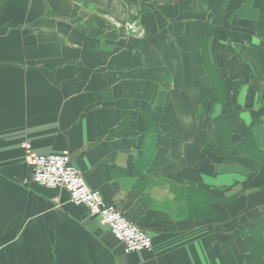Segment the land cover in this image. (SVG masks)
<instances>
[{"label":"crops","instance_id":"crops-1","mask_svg":"<svg viewBox=\"0 0 264 264\" xmlns=\"http://www.w3.org/2000/svg\"><path fill=\"white\" fill-rule=\"evenodd\" d=\"M258 117L264 0H0V264H264V163L228 153ZM37 154L153 248L35 182Z\"/></svg>","mask_w":264,"mask_h":264},{"label":"built area","instance_id":"built-area-1","mask_svg":"<svg viewBox=\"0 0 264 264\" xmlns=\"http://www.w3.org/2000/svg\"><path fill=\"white\" fill-rule=\"evenodd\" d=\"M133 34L143 33L136 23L128 26ZM33 179L47 188H62L70 201L87 209L89 215L109 228L126 253L151 250L153 238L143 227L130 221L99 190L91 188L69 154H37L32 159Z\"/></svg>","mask_w":264,"mask_h":264},{"label":"trees","instance_id":"trees-1","mask_svg":"<svg viewBox=\"0 0 264 264\" xmlns=\"http://www.w3.org/2000/svg\"><path fill=\"white\" fill-rule=\"evenodd\" d=\"M264 131V118L258 117L252 122L248 131L240 140L231 146L228 153L242 156H249L255 162L264 163V143L262 140V132ZM224 133V132H223Z\"/></svg>","mask_w":264,"mask_h":264},{"label":"rangeland","instance_id":"rangeland-1","mask_svg":"<svg viewBox=\"0 0 264 264\" xmlns=\"http://www.w3.org/2000/svg\"><path fill=\"white\" fill-rule=\"evenodd\" d=\"M133 24V23H132ZM140 26V25H139ZM130 29V28H129Z\"/></svg>","mask_w":264,"mask_h":264}]
</instances>
